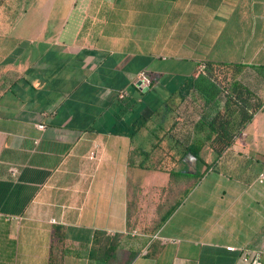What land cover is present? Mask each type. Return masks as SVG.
I'll return each mask as SVG.
<instances>
[{"label":"crops","instance_id":"0c3cea01","mask_svg":"<svg viewBox=\"0 0 264 264\" xmlns=\"http://www.w3.org/2000/svg\"><path fill=\"white\" fill-rule=\"evenodd\" d=\"M6 1L0 264H50L57 228L62 264H264V0ZM202 62L259 108L197 183L229 93Z\"/></svg>","mask_w":264,"mask_h":264},{"label":"trees","instance_id":"16d2710c","mask_svg":"<svg viewBox=\"0 0 264 264\" xmlns=\"http://www.w3.org/2000/svg\"><path fill=\"white\" fill-rule=\"evenodd\" d=\"M221 66L222 64L207 63L208 72H213ZM223 90L230 93L227 94V102L222 110H218L214 114L208 124V127L213 134L210 145L216 153L215 160L211 164H206L203 158L199 155L201 151L200 146L191 148V154L194 155L201 164L207 166L206 171L196 174V180L198 181H201V179L211 168H215L223 152L234 143L238 131L245 127L249 121H251L253 114L249 113V108L254 106V111L255 109L259 108V104L250 103L249 100H251L252 97L250 92H248L246 89L243 90L236 82L232 84L231 89L225 87ZM139 167L145 168L147 166H145V162H143L139 164ZM169 175L170 183L173 182L175 178L188 176V174H184L182 172H173L172 170L169 171ZM99 235H101V233L96 235V241ZM54 238L58 244H54L52 247L50 264H62L60 259L62 257V252L60 254V244L63 241V236L61 234L60 228H57ZM93 253L94 252L92 250V254ZM59 254L60 257L57 259Z\"/></svg>","mask_w":264,"mask_h":264},{"label":"rangeland","instance_id":"374dc122","mask_svg":"<svg viewBox=\"0 0 264 264\" xmlns=\"http://www.w3.org/2000/svg\"><path fill=\"white\" fill-rule=\"evenodd\" d=\"M6 5L8 6H12L13 2L12 0L6 1ZM25 3L22 2V5ZM14 14L9 13V12H0V38H5L8 36V31L11 28V22L13 21L12 16ZM38 15H36L35 13H31L25 17H23L21 20H39V18L37 17ZM4 35V36H3ZM2 41H0L1 43ZM199 85L203 86V87H207L208 90H216L218 92H220L222 90V88L228 87L231 89L232 84L234 83V78H233V70L231 68L228 67H224L221 66L220 68L214 70L213 72H207L205 76H203V78H200V80H198ZM210 153L211 155L207 154ZM202 158L207 161L208 163H211L212 161H214V153L213 151L207 149V151H205L203 153ZM188 159V157L186 158ZM171 160V158H166V162L169 163V161ZM191 169H195L196 170V174H198L199 172H201L202 170L206 169V166H203L198 160L197 158L191 157ZM151 176V175H150ZM211 177H208V179L206 180V183L204 184H209ZM197 183H199L198 180H196ZM151 184V183H150ZM134 192V191H133ZM149 226H152L153 221H147L144 222Z\"/></svg>","mask_w":264,"mask_h":264},{"label":"built area","instance_id":"2783aa9c","mask_svg":"<svg viewBox=\"0 0 264 264\" xmlns=\"http://www.w3.org/2000/svg\"><path fill=\"white\" fill-rule=\"evenodd\" d=\"M207 70H208L207 63H205V62L200 63L199 66H198V70H197V76L199 77V76H202V75H206ZM136 81H138V85H142V86H145L147 88H150L153 85L152 78L145 72H141L138 75V78H137ZM126 96H127L126 92H121L120 95H119V97L121 99H124ZM38 128L40 130H43L45 128V126L44 125H39ZM258 182L259 183H264V170L259 174ZM229 249L233 250V248H229ZM246 260H248V259L246 258Z\"/></svg>","mask_w":264,"mask_h":264}]
</instances>
